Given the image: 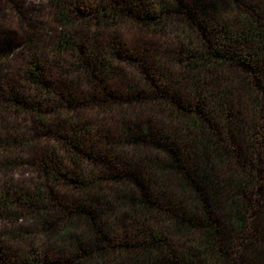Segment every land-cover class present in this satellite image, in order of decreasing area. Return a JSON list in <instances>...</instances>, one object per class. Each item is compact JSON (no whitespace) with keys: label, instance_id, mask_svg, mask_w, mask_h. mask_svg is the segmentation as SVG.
Here are the masks:
<instances>
[{"label":"trees","instance_id":"16d2710c","mask_svg":"<svg viewBox=\"0 0 264 264\" xmlns=\"http://www.w3.org/2000/svg\"><path fill=\"white\" fill-rule=\"evenodd\" d=\"M50 2L0 0V264H264V0Z\"/></svg>","mask_w":264,"mask_h":264},{"label":"rangeland","instance_id":"374dc122","mask_svg":"<svg viewBox=\"0 0 264 264\" xmlns=\"http://www.w3.org/2000/svg\"><path fill=\"white\" fill-rule=\"evenodd\" d=\"M30 4L33 7L32 18L39 19L46 23L51 21V15L53 8L50 0H30ZM12 11L3 3V8L0 9V30L1 29H15L17 28L18 21L14 19ZM30 177L31 173L22 170L19 172V177Z\"/></svg>","mask_w":264,"mask_h":264}]
</instances>
